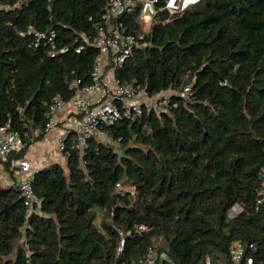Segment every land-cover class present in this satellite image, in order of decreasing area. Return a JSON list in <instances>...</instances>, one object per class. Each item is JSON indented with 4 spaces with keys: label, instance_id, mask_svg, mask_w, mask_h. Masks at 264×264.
<instances>
[{
    "label": "trees",
    "instance_id": "16d2710c",
    "mask_svg": "<svg viewBox=\"0 0 264 264\" xmlns=\"http://www.w3.org/2000/svg\"><path fill=\"white\" fill-rule=\"evenodd\" d=\"M108 2L0 0V125L44 138L52 99L68 104L90 83L95 24ZM163 3L149 32L140 2L124 18L145 45L114 73L167 103L104 127L102 139L89 135L82 154L69 134L64 166L33 175L36 213L0 183V264H134L148 247L176 264H232L236 242L264 264V206L255 209L264 186V0H200L179 14ZM49 32L52 41L35 36ZM29 146L0 168L10 172Z\"/></svg>",
    "mask_w": 264,
    "mask_h": 264
},
{
    "label": "built area",
    "instance_id": "2783aa9c",
    "mask_svg": "<svg viewBox=\"0 0 264 264\" xmlns=\"http://www.w3.org/2000/svg\"><path fill=\"white\" fill-rule=\"evenodd\" d=\"M136 2L142 4V14L139 22L143 24V32H149L152 18L156 14L155 5L158 0H109L106 8L95 24V37L93 45L97 50L92 70L90 73L89 85L77 89L71 102L66 104L60 98L54 97L47 111V124L45 134L55 132L54 142L57 144V151L66 156L65 140L69 134H73L74 142L72 147L83 153L87 146V138L95 134L98 138L103 137V128L113 126L121 119L128 121L135 120L143 113H148L154 108H162L167 103V95L158 94L148 97L141 91H136L132 86H125L119 83L114 70L119 68L128 59L132 51L145 45L144 34H133L130 26L124 18L134 10ZM200 0H164L163 9L170 14H179L196 5ZM146 27V28H145ZM38 41L47 39L52 41L54 33L35 34ZM79 52V50H77ZM107 65L111 69L107 70ZM190 88L185 87L180 91V98H187ZM66 107V119L58 122L56 120L59 108ZM35 130L32 134L20 133L13 130L10 125H0V160L5 161L12 153L24 150L28 143L32 144L34 138L39 135ZM39 169V168H38ZM9 171L0 168V183L6 187L15 186L23 206L28 214L38 211L40 200L34 193L32 180L37 169H34L27 159L10 162ZM116 190L135 195L132 186L116 184ZM264 206V186L258 191L255 201V209ZM232 210H235L232 213ZM241 209L235 205L229 211L230 216H236ZM145 230L143 226H135L133 231ZM120 236L119 245L116 249L118 256L124 245V235ZM130 231L126 233L129 235ZM251 247V246H249ZM229 260L232 264H254L251 257L246 255L245 246L236 242L230 249ZM134 264H176L166 261L165 256H160L153 247H148L143 256Z\"/></svg>",
    "mask_w": 264,
    "mask_h": 264
},
{
    "label": "crops",
    "instance_id": "0c3cea01",
    "mask_svg": "<svg viewBox=\"0 0 264 264\" xmlns=\"http://www.w3.org/2000/svg\"><path fill=\"white\" fill-rule=\"evenodd\" d=\"M62 111V112H61ZM56 115V120L58 122L64 121L66 118V110H61ZM56 133L55 132H49L47 133L44 138L34 143L26 152V155L24 156V159H27L32 167L34 169L41 168L49 163L57 162L59 164L65 163V157L59 153L56 152L57 155L52 151V149H49L47 145L44 143V140L49 139L50 142H54ZM35 146V148H33ZM35 151H31V150ZM59 160V161H58Z\"/></svg>",
    "mask_w": 264,
    "mask_h": 264
},
{
    "label": "rangeland",
    "instance_id": "374dc122",
    "mask_svg": "<svg viewBox=\"0 0 264 264\" xmlns=\"http://www.w3.org/2000/svg\"><path fill=\"white\" fill-rule=\"evenodd\" d=\"M146 28V27H145ZM163 94V93H162ZM163 95H166V94H163ZM155 109V111L157 112V111H159V109L160 108H157V107H155L154 108ZM62 110H67V108L64 106L63 108H62ZM59 111H61V108H59ZM58 111V112H59ZM57 112V113H58ZM62 112V111H61ZM66 112V111H65ZM46 135V134H45ZM100 139H102V138H100ZM34 143H36V142H33L32 144H30V146H29V148L34 144ZM44 143L47 145V147H49V149H52V151L57 155V153L56 152H58L57 151V144H55V142H50L49 141V139H46V140H44ZM35 146L36 145H34V147L33 148H35ZM114 148H116L117 149V145H114L113 146ZM28 148V149H29ZM31 151H35L34 149L33 150H31ZM59 161V160H58ZM63 166H64V163L62 164ZM235 212V210H232V213H234Z\"/></svg>",
    "mask_w": 264,
    "mask_h": 264
}]
</instances>
